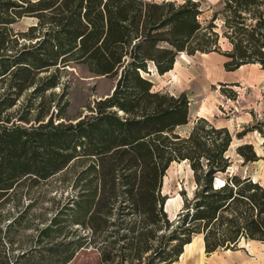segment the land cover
<instances>
[{
  "label": "trees",
  "instance_id": "trees-1",
  "mask_svg": "<svg viewBox=\"0 0 264 264\" xmlns=\"http://www.w3.org/2000/svg\"><path fill=\"white\" fill-rule=\"evenodd\" d=\"M205 17L192 0H0V264L28 256L8 248L28 223L31 192L69 172L74 195L39 231L50 240L43 264H68L83 248L101 264H174L197 236L208 256L264 244V186L230 174V130L198 118L179 134L187 94L156 91L143 75L171 73L181 54L219 53L229 72L264 70V0H224ZM25 18L35 24L17 30ZM80 65L116 83L70 119L66 74ZM236 151L244 166L261 159L251 144ZM175 163L189 165L195 191L182 192L171 219L163 184ZM64 223L79 230L65 233Z\"/></svg>",
  "mask_w": 264,
  "mask_h": 264
},
{
  "label": "rangeland",
  "instance_id": "rangeland-1",
  "mask_svg": "<svg viewBox=\"0 0 264 264\" xmlns=\"http://www.w3.org/2000/svg\"><path fill=\"white\" fill-rule=\"evenodd\" d=\"M155 1L183 3L186 0ZM192 1L200 3L205 18L209 20L221 9L224 0ZM34 24L33 19L25 18L15 28L23 31ZM218 24L222 25L221 22ZM223 47L227 49L228 46L224 44ZM226 61L227 59L219 53L195 56L181 54L171 73L161 76L152 66L150 73L143 75L153 82L156 91L176 96L187 94L190 101V122L177 129L179 134H188L198 118H206L216 126L227 127L233 135V143L228 151V156L233 161L230 174L252 177L264 186V70L257 65H248L229 72L224 67ZM66 79L70 84L68 109L70 119L88 115L89 106L109 97L116 83L113 79L90 73L81 65L71 66ZM244 132L246 134L240 138L239 134ZM244 144H251L254 147V151L261 158L258 162L242 165V159L236 150ZM225 177L226 175H221L217 179V186L224 183ZM73 178L74 174L71 172L59 174L36 187L31 192L32 201L25 200L24 206L31 205L28 210V223L23 225L24 229L14 230L15 243L12 245V250L8 248L15 257L28 254L26 259H21V264H43L42 261L50 248V240L40 238L39 231L48 225L57 210H60L74 195ZM194 191L195 183L189 165L173 164L166 173L163 184V194L168 197L165 210L171 219H175L183 207L182 192H186L187 196L192 198ZM63 228L68 234L79 230L78 226H71L70 223H64ZM59 242H62V238L57 239V243ZM69 242L70 240L66 243ZM65 250L60 248L57 251L60 253ZM70 250L72 252L73 248ZM240 250L245 249L237 251ZM241 253L245 255L244 251ZM222 254L224 251L218 252V255ZM68 264L101 263L95 250L83 248L76 252L74 259Z\"/></svg>",
  "mask_w": 264,
  "mask_h": 264
},
{
  "label": "crops",
  "instance_id": "crops-1",
  "mask_svg": "<svg viewBox=\"0 0 264 264\" xmlns=\"http://www.w3.org/2000/svg\"><path fill=\"white\" fill-rule=\"evenodd\" d=\"M253 180L259 182L254 178ZM197 238L198 240L195 241ZM238 249L245 250L237 251ZM238 249L224 251L222 255L216 252L208 256L205 252L203 238L199 236L194 238L179 261L174 264H264V244L257 241H242ZM241 251H244L245 255ZM230 257L234 258L231 260Z\"/></svg>",
  "mask_w": 264,
  "mask_h": 264
}]
</instances>
